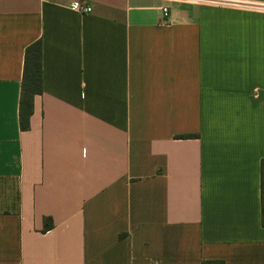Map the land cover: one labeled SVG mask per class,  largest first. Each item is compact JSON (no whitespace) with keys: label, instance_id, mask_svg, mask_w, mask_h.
<instances>
[{"label":"crops","instance_id":"1","mask_svg":"<svg viewBox=\"0 0 264 264\" xmlns=\"http://www.w3.org/2000/svg\"><path fill=\"white\" fill-rule=\"evenodd\" d=\"M263 159L264 12L0 0V264H264Z\"/></svg>","mask_w":264,"mask_h":264},{"label":"trees","instance_id":"2","mask_svg":"<svg viewBox=\"0 0 264 264\" xmlns=\"http://www.w3.org/2000/svg\"><path fill=\"white\" fill-rule=\"evenodd\" d=\"M43 92L42 76V43L37 41L29 45L25 50L23 77L19 103V120L22 130L30 126V117L34 109V98ZM191 138L192 135L179 136ZM262 176V225L264 227V159L261 161ZM52 226L51 220L47 219L46 230ZM202 264H224L222 261H207Z\"/></svg>","mask_w":264,"mask_h":264},{"label":"built area","instance_id":"3","mask_svg":"<svg viewBox=\"0 0 264 264\" xmlns=\"http://www.w3.org/2000/svg\"><path fill=\"white\" fill-rule=\"evenodd\" d=\"M173 3L188 4V5H210L217 4L223 6L234 7L243 10L264 12V4L253 1L243 0H163ZM72 10L79 13H90L92 8L88 5L82 4L80 1H73L71 5ZM164 15H168L169 9L167 7L162 8Z\"/></svg>","mask_w":264,"mask_h":264}]
</instances>
